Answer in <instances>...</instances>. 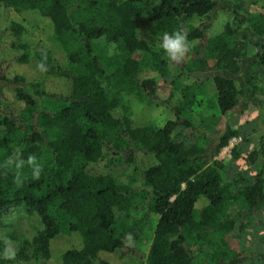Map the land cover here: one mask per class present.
<instances>
[{"label": "trees", "instance_id": "16d2710c", "mask_svg": "<svg viewBox=\"0 0 264 264\" xmlns=\"http://www.w3.org/2000/svg\"><path fill=\"white\" fill-rule=\"evenodd\" d=\"M242 1L206 37L224 0H0V214L21 208L42 225L20 242L19 259L264 264L257 245L264 243V117L250 119L249 107H240L247 93L264 113V11L241 14ZM30 17L62 43L59 56L47 43L29 42ZM143 18L153 23L150 33ZM174 31L186 35L191 61H171L160 47ZM98 46L111 54L100 58ZM241 58L253 70L239 83ZM12 65L35 67L37 77L10 74ZM159 79L172 89L166 98L158 96ZM205 79L215 90L209 124L200 99ZM129 96L160 119L136 123ZM231 138L240 140L230 158L218 159ZM30 157L42 166L39 179ZM112 168L141 187L116 182ZM137 206L146 223L157 216L145 254L135 247ZM0 264L9 262L0 257Z\"/></svg>", "mask_w": 264, "mask_h": 264}, {"label": "rangeland", "instance_id": "374dc122", "mask_svg": "<svg viewBox=\"0 0 264 264\" xmlns=\"http://www.w3.org/2000/svg\"><path fill=\"white\" fill-rule=\"evenodd\" d=\"M226 4L220 3L219 6L215 8L212 14L211 25L206 31V37H212L219 33L222 30V26L226 21L230 19V12L227 9L231 8L232 2L234 0H224ZM254 1H257L254 3ZM262 10L264 11V1L260 0H243L239 6V12L244 15H248L251 11ZM30 26L35 29L34 33H31V36H28L29 42L34 38L37 42L40 40L42 43H47L44 45H50L54 53L59 56L63 49V45L61 42H57L54 39V36L46 24L45 21L36 18L30 17L29 18ZM143 27L146 32L150 33L153 28V23L149 22L146 18L142 19ZM241 31L245 32L248 36H251L250 32L245 28V24H243ZM34 42V41H33ZM32 42V44H33ZM34 45V44H33ZM106 50V49H105ZM108 50V49H107ZM96 51L101 55L100 58L110 54V50L105 53L102 47H96ZM139 57V54L135 55ZM186 59H189L188 53L185 56ZM190 60V59H189ZM191 61V60H190ZM241 65V72L237 76H233V78L237 82H241L242 80H246L250 77V73L252 72V68L250 66V59L249 58H241L239 60ZM192 64V63H191ZM193 65H190L191 68ZM19 73L25 76L28 80H33L37 77L38 71L35 67L30 66H14L10 67V74ZM260 76V74H256V77ZM203 89L200 95L201 104L205 108V112H203V116L205 118L206 124L212 122V117L210 114L215 112V90L214 85L210 79L204 80ZM179 87L177 89H173V94L179 93ZM171 87L168 82H164L163 80L159 79V86L157 89L158 96L161 98H166L169 93L171 92ZM128 105L131 107L132 118L136 123L139 122H153L158 119V110L155 109L153 106L143 105L140 101L136 98L131 96L128 97ZM51 108L54 109L57 106V102L53 101L51 103ZM240 107H249L247 117L250 119L257 117L258 119H262L264 117V113L261 110L260 101L258 98L252 97L249 94H244L241 99ZM50 108V109H51ZM243 117H239L238 121H242ZM239 122V123H240ZM260 130H263L260 125ZM233 139V138H231ZM230 139V140H231ZM256 141V139H255ZM238 143V142H237ZM236 142L233 144V146ZM229 147L224 148L218 155V159H222L226 161L230 158V152L228 150ZM109 173L114 178V180L118 183L125 184L130 186L131 188H139L141 187V180L137 177H129L126 176L124 173L121 172L118 168H112ZM144 209L140 206H137L135 209L132 210L131 216L134 217V222L141 226V236L139 237L138 241L135 242V247L138 251L145 254L148 250V244L151 239L152 235V228L155 223V219L157 218L156 215L150 213L149 220L145 222V213ZM131 224V223H129ZM256 224V223H255ZM258 225V223H257ZM256 225V226H257ZM39 217L36 215H28L24 209L11 207L6 209L3 213L0 214V241L4 245V249L0 252V257H4L8 260L9 264H44L43 259H35V258H28L26 260L19 259L16 254L19 250V244L23 240L30 241L36 232L41 228ZM259 238L264 239V230L259 231ZM258 248L262 251L264 250V243L259 242L257 243ZM256 245V247H257ZM97 263V262H96ZM98 264V263H97Z\"/></svg>", "mask_w": 264, "mask_h": 264}, {"label": "clouds", "instance_id": "9594fccd", "mask_svg": "<svg viewBox=\"0 0 264 264\" xmlns=\"http://www.w3.org/2000/svg\"><path fill=\"white\" fill-rule=\"evenodd\" d=\"M160 47L166 53L169 60L180 63L190 50V45L186 35L182 31H174L165 33L160 40ZM111 54V52H110ZM23 161H21V164ZM28 163L32 167V176L39 179L42 166L35 161L34 157H30ZM20 165H18L19 167Z\"/></svg>", "mask_w": 264, "mask_h": 264}, {"label": "built area", "instance_id": "2783aa9c", "mask_svg": "<svg viewBox=\"0 0 264 264\" xmlns=\"http://www.w3.org/2000/svg\"><path fill=\"white\" fill-rule=\"evenodd\" d=\"M239 140H240V138H233V139L229 140L228 145L225 146L224 148L227 149V147H229L228 150H229V152H230V149L233 147V144H234L235 142L237 143ZM224 148H223V149H224Z\"/></svg>", "mask_w": 264, "mask_h": 264}]
</instances>
